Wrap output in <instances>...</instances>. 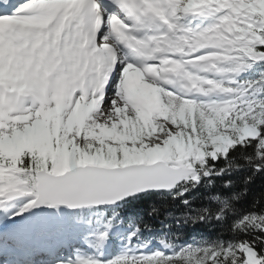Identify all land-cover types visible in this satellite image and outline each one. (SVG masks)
<instances>
[{
	"label": "snow or ice",
	"instance_id": "1",
	"mask_svg": "<svg viewBox=\"0 0 264 264\" xmlns=\"http://www.w3.org/2000/svg\"><path fill=\"white\" fill-rule=\"evenodd\" d=\"M115 2L129 17L158 20L170 31L176 28L173 20L178 13L214 9L223 14L216 23L180 36L175 43L166 35L150 37V43L136 39L129 34L131 26L117 14H106L99 0H25L11 14H0V67L6 73L25 71L34 46H46L55 66L47 96L15 85L0 89V197L25 194V185H30L38 200L51 203H112L141 192L170 189L189 176L197 180L195 169L203 157L215 159L217 151L225 154L236 143L255 139L257 147L264 148L259 130L264 125V103L237 111L234 100L198 103L161 86V81L171 84L170 77L175 76L186 81L181 86L186 93L207 96L234 91L189 74L184 64L216 68L218 61L264 59V52L257 51L264 48V0ZM105 26L108 30L98 35ZM118 43L145 60H153L161 51L187 48L196 53L209 47L216 51L186 61L163 58L139 66L126 62L115 92L105 101L109 75L120 63ZM242 67L237 63L231 71ZM57 81L63 85V105L45 116L56 108L51 93ZM226 142L230 143L225 146ZM240 250L246 260L239 264H264V256L253 247ZM233 254L231 249L224 253ZM193 257L191 252L169 255L139 249L110 264H192Z\"/></svg>",
	"mask_w": 264,
	"mask_h": 264
},
{
	"label": "trees",
	"instance_id": "2",
	"mask_svg": "<svg viewBox=\"0 0 264 264\" xmlns=\"http://www.w3.org/2000/svg\"><path fill=\"white\" fill-rule=\"evenodd\" d=\"M247 64L241 77L257 88L264 102V76L255 79L250 73L264 70V59ZM259 130L264 136V127ZM257 143H236L215 161L206 156L196 166L197 180L183 183L172 194L130 200L118 210L119 216L136 228L137 238L163 242L173 251L195 246L215 252L248 245L264 256V235L259 230L264 221V150ZM210 264H232V260L217 258Z\"/></svg>",
	"mask_w": 264,
	"mask_h": 264
},
{
	"label": "rangeland",
	"instance_id": "3",
	"mask_svg": "<svg viewBox=\"0 0 264 264\" xmlns=\"http://www.w3.org/2000/svg\"><path fill=\"white\" fill-rule=\"evenodd\" d=\"M247 60H251V58L236 59V60H230V61H218V62H216L217 67L212 68V69H215V71H217V74L220 76V79H218V81L224 82L226 87L234 90L230 93H225L226 99H224L223 101L234 100L237 111L246 110V108L249 104L256 106V105L264 103L263 101L260 100V98L256 94V87L249 88L248 86H246V84H245L246 80H243L244 82L241 83V81H242L241 76H239L240 71L239 72H232L231 71V69L233 67H235L237 63H241L243 65V67L241 68V70H243V68L247 67V65H248L246 63V62H248ZM263 76H264V70L254 71L252 73V78H255V79L256 78L257 79L262 78ZM114 92H115V88L113 87L110 90V97L113 95ZM253 93H255V94L252 95ZM260 127H264V125H260L259 128ZM253 140H255V139H253ZM227 143H230V142H226L225 146H227ZM2 148H3V145L0 144V150H2ZM259 149L264 150V148H259ZM218 155H223V154H221L219 151H217V156ZM217 156H216V158H217ZM208 157L212 161H215V159H216V158L212 159V157L210 155ZM204 158L205 157H203L202 160ZM190 181H194L191 179L190 176L186 177L184 179L185 183H189ZM25 189H26L25 192H27L28 197H30L33 194V191L30 190V185H25ZM179 192L182 193L183 191L180 190ZM6 198L8 199L7 201L10 202L9 208H15V206L17 204L18 205L16 207H19L18 208L19 211H14V212H11L10 214H7L6 220L8 218H10L11 216L17 214L18 212L23 211L24 208H26L25 206H27L26 204L29 203V202H24L25 200L22 199V196L19 194H8V195H6ZM3 200H5V199H1L0 204L3 203ZM19 203L20 204L22 203V205L19 206L20 205ZM116 208L121 209L122 206L116 207ZM112 210L113 209H111L109 211H107V210L92 211L90 213H84L82 215L76 213L74 215L75 217L72 220V223H79L82 220V217H88V218L94 217L95 223H98L99 221H101L102 219L107 217L108 213L113 214V213H111ZM65 218H67V217L62 212V210H60L59 212H56V213L49 214V219H50V224H51L50 230L53 232V234L55 236H57L59 238H64L65 235L69 234L68 231L65 230V228L63 229L65 221H66ZM23 221H22V224L21 223L17 224V226L14 229L15 232H17V233L28 232L29 226L35 227V230L33 232H35V231L43 232L45 230L48 231L47 227H46V223L48 221L46 214H42L41 216H39V215L34 216L32 218H26ZM63 221H64V224H61ZM110 221H113L115 223V225L113 228H111V227L109 228V226H107V225L105 226L107 232L109 233L108 235H110L116 239H119V240L121 239L122 241H120L119 243H122L123 239L126 242V244L130 243L131 239L133 238V236L135 234L134 230L132 232L130 229H123V226L121 224L123 222H121V220L119 218H117V216H115V215H114V217L110 218ZM58 225H61V227L59 226L61 228L59 231H57ZM56 227H57V229H56ZM259 230L264 235V221L261 224V227H259ZM123 235H125V236H123ZM140 244H142V243H139L138 246ZM143 245H144L143 247L140 246V248L138 247V249L136 247H132V249H130V252H135L136 250L143 249V251L146 253H151V252H155V251H162V252L169 254V255L176 253V252H170L164 245H162V246H159V245L151 246V245H146V244H143ZM228 249H231L234 254L232 256L225 257L224 253ZM240 249L241 248H239L238 246H234V247L226 248V249H223L220 251L211 252L208 250L200 249L198 247L189 246V247L182 248L180 251L194 253L192 264H195V262H202V264H210V263L215 262V260L217 258L221 259L224 262L236 259L238 264H239L240 260H246V254H244ZM213 253H217V255L215 256L214 259H209V257H211L213 255ZM121 255H123V254H121ZM112 259H114V258L113 257L112 258H106L102 261L92 259V261H96L97 264H110ZM50 264H60V262H52ZM61 264H65V262L63 261ZM175 264H183V262L182 261H176Z\"/></svg>",
	"mask_w": 264,
	"mask_h": 264
},
{
	"label": "bare ground",
	"instance_id": "4",
	"mask_svg": "<svg viewBox=\"0 0 264 264\" xmlns=\"http://www.w3.org/2000/svg\"><path fill=\"white\" fill-rule=\"evenodd\" d=\"M213 14H215V16H216V18H219L223 13L222 12H217V11H213ZM203 30V29H202ZM33 73H35L37 76H40V74L41 73H38L37 71H33ZM59 85L57 84L56 85V87H58ZM52 94H54L53 96H55V97H58L60 94H61V91H60V89L59 88H55L54 89V91H52ZM0 100H1V98H0ZM108 99H105V101H107ZM47 112V111H46ZM45 112V113H46ZM44 113V114H45ZM26 190V189H25ZM19 195H21L22 196V199H24L25 201L24 202H29V203H27L26 205H29V204H31V202H32V200H33V194L30 196V197H28V194H27V192H25V194H19ZM20 204V203H19ZM18 205V204H17ZM16 205V206H17ZM22 205V203L19 205V206H21ZM15 206V208H12V210L11 211H9L8 212V214L10 213V212H14V211H19V207H16ZM26 208H24V210L20 213V219L18 220V222L20 223L21 222V224H22V221L23 220H25L26 218H32V217H34V216H41V213H35L32 209H31V207H27V206H25ZM106 209H109V208H106ZM60 210L59 209H56L55 211H54V213H56V212H59ZM64 212V211H63ZM90 213V212H92V210L91 209H86L85 211H79L78 213L80 214V213ZM64 214L66 215V216H68L69 214L68 213H66V212H64ZM49 214H47V218H48V221H47V223H46V227H47V230L49 231L50 229H51V224H50V220H49V216H48ZM24 222V221H23ZM46 231V230H45ZM51 231H49V234L47 233V232H44V234H45V237L47 236V238H49V237H52V240H53V238H55L53 235H52V233H50ZM23 235H21V236H25L24 235V233H22ZM26 235H27V233H25ZM51 234V235H50ZM26 237V241L25 242H28V243H30L31 242V240H32V236L30 235V234H28L27 236H25ZM51 241V240H50ZM11 248H13L14 249V251H17L18 250V252L19 253H21V254H24L25 256H27V258H28V260L27 261H25V262H21V261H18V259L16 260V261H13L11 264H27L26 262H29V261H33V263H35L36 264V261H38V262H40L39 260H42V259H46V257H48L49 255L48 254H44V255H41V254H39V253H37L38 251L37 250H25V249H23L22 247H21V250L20 249H17V248H14V247H11ZM56 247L54 246V245H52L49 249H47L46 251H48V252H50V250H53V252L51 253L52 255H50L49 256V258H52V257H54V260H55V258H57L58 256H57V252H59V251H61L60 249H58L57 251H55L54 249H55ZM62 249V248H61ZM13 251H11V252H7V257L8 256H10V257H13V253H12ZM25 252H27V253H25ZM39 254V255H38ZM53 260V261H54ZM43 262V261H42ZM32 264V263H31ZM38 264V263H37Z\"/></svg>",
	"mask_w": 264,
	"mask_h": 264
},
{
	"label": "water",
	"instance_id": "5",
	"mask_svg": "<svg viewBox=\"0 0 264 264\" xmlns=\"http://www.w3.org/2000/svg\"><path fill=\"white\" fill-rule=\"evenodd\" d=\"M184 182V180H180L178 183H176L172 188L166 189L163 191H149V192H141L137 196H129L126 198H122L120 200H117L112 203H102V204H93V203H82L77 206H69L67 203H51L43 200H38L35 196L32 207L37 212H53L55 209H63L68 212H76L80 210H86V209H101V208H108L113 207L119 204H122L128 200L143 197L146 195H153V194H164V193H171L173 192L179 185H181Z\"/></svg>",
	"mask_w": 264,
	"mask_h": 264
}]
</instances>
